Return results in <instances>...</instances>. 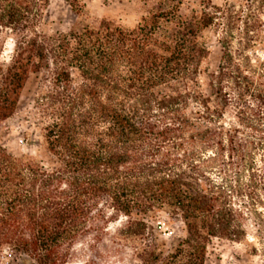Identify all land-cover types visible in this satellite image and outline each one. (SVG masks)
I'll use <instances>...</instances> for the list:
<instances>
[{"label":"trees","instance_id":"16d2710c","mask_svg":"<svg viewBox=\"0 0 264 264\" xmlns=\"http://www.w3.org/2000/svg\"><path fill=\"white\" fill-rule=\"evenodd\" d=\"M49 1L0 0V52L13 39L0 61V264H69L81 241L82 264H205L212 239L245 240L242 174H264V61L244 51L254 24L227 2L157 0L130 28L103 18L50 34ZM207 30L222 46L210 73ZM32 74L39 158L12 154L2 135ZM161 218L183 226L170 245Z\"/></svg>","mask_w":264,"mask_h":264},{"label":"rangeland","instance_id":"374dc122","mask_svg":"<svg viewBox=\"0 0 264 264\" xmlns=\"http://www.w3.org/2000/svg\"><path fill=\"white\" fill-rule=\"evenodd\" d=\"M194 2L195 0H190ZM216 5L225 2L239 10L241 20H245L251 27L248 38L249 45L244 50L252 62L264 61V0H211ZM82 9L79 15L75 14L64 0H50L46 7L41 28L47 33L67 32L75 23L95 25L99 20L106 18L115 20L120 25L130 28L138 20L147 15L154 7L157 0H80ZM256 16L258 22L255 21ZM244 25L233 29L232 48L238 50L244 42ZM202 38L209 49V55L204 63L208 73L217 70L222 46L218 35L213 30L203 32ZM0 61L7 64L13 50V39L9 34L2 37ZM39 77L30 75L23 92L15 115L5 122L2 129L3 144L15 155L27 154L35 158L41 156L43 140L41 128L43 121L35 112L34 99L39 89ZM222 158L211 162L212 174L217 176L218 166H224ZM260 165V164H259ZM261 166V165H260ZM232 177V172L229 173ZM243 198H240L241 207L245 211V227L247 237L241 242L214 238L207 247L205 264H264V251L258 242L259 232H264V174L255 175L249 181V173L242 174ZM120 222L110 225L112 232L119 227ZM158 239L170 245L176 242L183 234V226L179 222H165L164 218L154 222ZM257 251H253V248ZM92 250L85 241L74 246V257L69 264H82L91 257ZM99 264H123L117 259L101 260Z\"/></svg>","mask_w":264,"mask_h":264}]
</instances>
